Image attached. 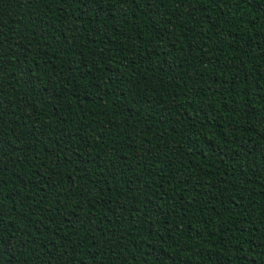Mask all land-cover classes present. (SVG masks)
<instances>
[{
    "label": "trees",
    "instance_id": "trees-1",
    "mask_svg": "<svg viewBox=\"0 0 264 264\" xmlns=\"http://www.w3.org/2000/svg\"><path fill=\"white\" fill-rule=\"evenodd\" d=\"M0 264H264V0H0Z\"/></svg>",
    "mask_w": 264,
    "mask_h": 264
}]
</instances>
